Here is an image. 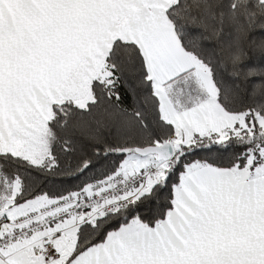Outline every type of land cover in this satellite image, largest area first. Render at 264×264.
I'll return each instance as SVG.
<instances>
[{
    "label": "snow or ice",
    "instance_id": "snow-or-ice-1",
    "mask_svg": "<svg viewBox=\"0 0 264 264\" xmlns=\"http://www.w3.org/2000/svg\"><path fill=\"white\" fill-rule=\"evenodd\" d=\"M0 264H264V0H0Z\"/></svg>",
    "mask_w": 264,
    "mask_h": 264
}]
</instances>
